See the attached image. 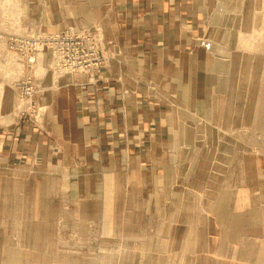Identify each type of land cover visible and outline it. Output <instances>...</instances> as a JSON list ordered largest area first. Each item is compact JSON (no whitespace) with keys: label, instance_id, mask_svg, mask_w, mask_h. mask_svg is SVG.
Wrapping results in <instances>:
<instances>
[{"label":"rangeland","instance_id":"rangeland-1","mask_svg":"<svg viewBox=\"0 0 264 264\" xmlns=\"http://www.w3.org/2000/svg\"><path fill=\"white\" fill-rule=\"evenodd\" d=\"M212 1L195 40L202 52L187 61L200 63L197 89L176 102L165 150L86 147L80 133L56 154H0V264H264V0ZM99 5L0 0V77L15 86L26 126L46 137L37 79L45 64L57 78L99 72ZM55 36L68 38L75 58L99 65L57 66ZM16 37L42 50L28 62L10 48Z\"/></svg>","mask_w":264,"mask_h":264},{"label":"crops","instance_id":"crops-1","mask_svg":"<svg viewBox=\"0 0 264 264\" xmlns=\"http://www.w3.org/2000/svg\"><path fill=\"white\" fill-rule=\"evenodd\" d=\"M99 3L106 8L99 19L106 40L105 62L99 72L57 78L45 64L46 72L37 79L39 103L48 105V137L26 126L16 107V88L2 73L0 154L4 159L38 158L39 150L48 147L53 154L59 153V144L71 147L72 136L80 133L85 135L86 147L95 141L100 149L103 143L111 150L145 151L147 156L165 150V137L175 128L176 102L187 100L197 89L200 63L189 67L187 61L197 60L202 52L195 40L213 1ZM1 48L4 56L5 43ZM156 70L162 71V76H150ZM51 137H55V147L50 145Z\"/></svg>","mask_w":264,"mask_h":264},{"label":"built area","instance_id":"built-area-1","mask_svg":"<svg viewBox=\"0 0 264 264\" xmlns=\"http://www.w3.org/2000/svg\"><path fill=\"white\" fill-rule=\"evenodd\" d=\"M49 38V42L51 43V46L49 48L53 50L54 57L57 59V66L62 67L63 69L70 72L72 70H78L80 68H87V70H92L99 65V60H95V58L94 60H90V62H86L80 61L78 58L72 56L69 50L65 47L64 41L65 39L68 40L67 37H64L65 39L58 36ZM39 46L40 43L37 42L36 39L25 40L22 37L12 38L10 44V48L18 51L23 56V58L27 57L28 62L29 60L31 61L33 59V56H35L36 52L42 50ZM28 80L23 81L22 86L24 84L27 85ZM22 95L25 98L23 87Z\"/></svg>","mask_w":264,"mask_h":264},{"label":"bare ground","instance_id":"bare-ground-1","mask_svg":"<svg viewBox=\"0 0 264 264\" xmlns=\"http://www.w3.org/2000/svg\"><path fill=\"white\" fill-rule=\"evenodd\" d=\"M44 109V108H43ZM42 111V110H41Z\"/></svg>","mask_w":264,"mask_h":264}]
</instances>
